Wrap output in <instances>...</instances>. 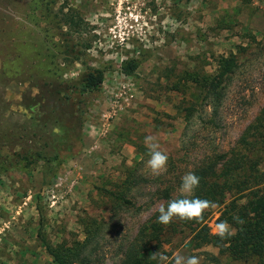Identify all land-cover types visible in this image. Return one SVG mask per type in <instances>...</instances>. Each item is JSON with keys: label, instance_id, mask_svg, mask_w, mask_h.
<instances>
[{"label": "rangeland", "instance_id": "rangeland-1", "mask_svg": "<svg viewBox=\"0 0 264 264\" xmlns=\"http://www.w3.org/2000/svg\"><path fill=\"white\" fill-rule=\"evenodd\" d=\"M44 2L0 0L2 152L40 147L32 119L40 112L24 98L36 103L49 75L73 80L99 69L104 81L90 97L77 156L0 173V264H57L48 245L71 248L75 264H162L155 252L166 264L176 253L200 264H264L238 236V256L228 236L223 251L202 238L221 221L236 236L224 214L264 186L253 180L237 191L233 176L240 161L264 172V0ZM230 55L237 66L214 102L207 76L214 59ZM150 135L168 155L159 174L146 167ZM189 171L200 183L182 193ZM196 197L216 204L203 219L157 222L161 204Z\"/></svg>", "mask_w": 264, "mask_h": 264}, {"label": "trees", "instance_id": "trees-1", "mask_svg": "<svg viewBox=\"0 0 264 264\" xmlns=\"http://www.w3.org/2000/svg\"><path fill=\"white\" fill-rule=\"evenodd\" d=\"M48 4H54L57 0H42ZM44 2V3H45ZM67 24V22H66ZM71 30L72 27L69 26ZM70 32V31H69ZM217 63L214 73H209L207 76L206 90L208 95L218 100L221 85L228 80L233 73L236 64V58L233 55L229 57L218 56L214 59ZM136 64H129L126 68L127 72L133 71ZM49 75L40 87V92L37 94V102L32 96H25L24 104L29 108H36L40 113L37 114V122L34 118V126H36L38 133L36 135L40 147L33 149L31 147H19V149H12L11 153H3L0 146V173L6 172L13 168H27L35 163L38 159L59 167L64 162L77 156L84 145L83 140V125L85 122L86 113L88 110L90 97L92 94L101 90L104 73L99 69H87L81 75L73 80H66L61 77ZM197 86L201 83L199 78L193 80ZM201 85V84H200ZM38 104L39 106H35ZM6 140L7 137L0 136V141ZM237 149H234V153ZM243 160V159H241ZM248 162L240 161L238 163V174L233 176L240 178L243 187L239 183L235 184L237 191H244L249 188V184L253 180H257L256 184H261L264 179V172L258 169V162L252 165ZM215 172L214 167H211V173ZM215 174L212 176V178ZM218 187L217 183L213 185ZM221 187V185H219ZM224 188V185L221 187ZM217 188L215 189V191ZM214 191V192H215ZM252 195L251 199L237 208L232 206L233 210L227 215L231 224L238 228L236 236H228L227 243L230 252L233 250V255H243L244 251L240 249L236 240L252 242V250L259 255L264 254V186L258 187L257 190L249 191L246 195ZM229 208V209H230ZM228 209V208H227ZM234 217H238V222ZM208 227H204V234L202 236L204 242H214L223 251V245L226 241H221L218 236L210 235ZM245 243V244H247ZM49 254L57 264H75V254L70 250L71 248H64L57 245L56 247L47 246ZM125 264H146L143 261L136 262V260Z\"/></svg>", "mask_w": 264, "mask_h": 264}, {"label": "clouds", "instance_id": "clouds-1", "mask_svg": "<svg viewBox=\"0 0 264 264\" xmlns=\"http://www.w3.org/2000/svg\"><path fill=\"white\" fill-rule=\"evenodd\" d=\"M156 141V137H145V144L149 149V159L146 161V167L151 169L154 174H159L166 168L168 162V155L160 150V146ZM200 178L192 171L185 173L181 177L180 191L182 193H192L199 186ZM216 204L213 201L207 199L196 198H177L171 199L167 202V205L161 204L159 206V215L157 222L162 225H168L172 222L173 218L178 217L180 220H201L206 210L211 207H215ZM238 222V217H234ZM234 234V230H231V226L227 221H221L215 225L213 229V235L226 238ZM153 259L159 258L162 264H166L169 258L159 252L152 254ZM171 264H200V260L197 256L185 257L179 253L174 254Z\"/></svg>", "mask_w": 264, "mask_h": 264}]
</instances>
